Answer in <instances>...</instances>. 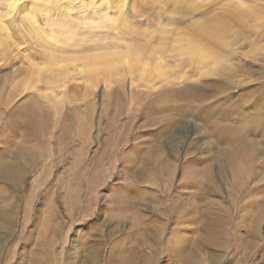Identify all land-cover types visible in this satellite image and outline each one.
<instances>
[{"label":"rangeland","instance_id":"1","mask_svg":"<svg viewBox=\"0 0 264 264\" xmlns=\"http://www.w3.org/2000/svg\"><path fill=\"white\" fill-rule=\"evenodd\" d=\"M0 264H264V0H0Z\"/></svg>","mask_w":264,"mask_h":264},{"label":"bare ground","instance_id":"2","mask_svg":"<svg viewBox=\"0 0 264 264\" xmlns=\"http://www.w3.org/2000/svg\"><path fill=\"white\" fill-rule=\"evenodd\" d=\"M200 263V262H199Z\"/></svg>","mask_w":264,"mask_h":264}]
</instances>
